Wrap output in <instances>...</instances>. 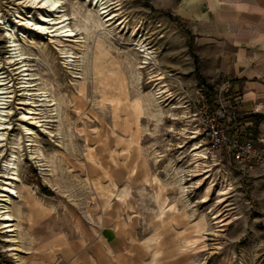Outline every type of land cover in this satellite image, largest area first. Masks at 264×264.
I'll return each mask as SVG.
<instances>
[{
	"label": "rangeland",
	"instance_id": "1",
	"mask_svg": "<svg viewBox=\"0 0 264 264\" xmlns=\"http://www.w3.org/2000/svg\"><path fill=\"white\" fill-rule=\"evenodd\" d=\"M59 1L75 33L62 42L27 23L41 21L43 9L0 0L13 28L9 35L0 25L9 126L0 131V264H88L87 257L104 264H264V166L249 170V160L233 151L248 137L261 146L264 126L256 127L255 112L242 110L230 88L215 102L222 83L200 74L194 38L172 0H108L102 15L88 0ZM109 16L112 24L97 32L94 18ZM139 42L152 53L137 70ZM97 46L109 61L95 63ZM159 74L165 78L156 80ZM117 75L127 78L125 99ZM202 94L213 112L222 111L213 118L228 126V140L194 168L187 164L202 143ZM135 100L143 106L136 125ZM114 106L129 121L117 118ZM12 189L18 197L9 200ZM6 210L15 231L3 228Z\"/></svg>",
	"mask_w": 264,
	"mask_h": 264
},
{
	"label": "crops",
	"instance_id": "2",
	"mask_svg": "<svg viewBox=\"0 0 264 264\" xmlns=\"http://www.w3.org/2000/svg\"><path fill=\"white\" fill-rule=\"evenodd\" d=\"M172 2L194 38L197 66L206 82L228 83L240 96L242 110L264 114V0ZM260 125L262 130L264 122ZM108 234L104 232L106 241ZM94 254L101 259V252ZM105 256L110 259L108 252ZM93 260L87 257L86 263L104 264Z\"/></svg>",
	"mask_w": 264,
	"mask_h": 264
},
{
	"label": "bare ground",
	"instance_id": "3",
	"mask_svg": "<svg viewBox=\"0 0 264 264\" xmlns=\"http://www.w3.org/2000/svg\"><path fill=\"white\" fill-rule=\"evenodd\" d=\"M26 2L28 4H32V5L36 6V7L41 8V9L44 10V14H41V18H42L41 21L36 22V23L27 22V23L31 24L33 27H35V29H39V30H42V31H47V32H50V33L52 32L53 33V34L51 33V35H53L52 38L56 37L58 42H62L63 39L64 40L65 39L66 40H70V37H74L75 36V33L73 32V30L69 29L68 25L65 24V22L69 18L66 17L65 14H60V12L62 11L61 10L62 5H61V2L59 0H26ZM88 2H90L89 5L91 6V8L99 7L98 9L102 10V11L99 12V15L100 14L102 15V14L106 13L108 11L107 10V8L109 7L108 5L111 4V3L110 4L107 3L108 0H88ZM76 14L77 15H81V11L77 12ZM81 17H83L88 22L90 21V17H88V16L85 17V15H83ZM114 17L115 16H109L108 18H105L104 20H102V17H95L94 18V20H95L94 29H96L97 32L107 29V27L112 24L110 22V20H112ZM0 25H2V27L8 32L7 34H9V35L11 34V31H12L13 28L10 29L11 25L8 24V21L1 14H0ZM86 27H88V26H86ZM89 28H90V26L88 28H86V30H89ZM9 43H10L9 46L12 47V50H14V54H15L14 56L15 57L16 56L17 57L20 56V55H18L17 47H16V44L14 43V40H10ZM133 45L135 46L134 50H136L137 53H138V55H137L138 59L139 58L142 59V61L139 60V61H137L135 63L136 64L135 68L137 70L146 68L150 64L149 63V61L151 60L150 54L152 52L148 51V48H146V46H144L143 43H141V42L136 43V44L133 43ZM97 47H99V52L95 56V60H94L95 63L98 65L99 63L101 64V63H104L105 61H109V59H110L109 58V54H107L105 52L104 47H102V46H97ZM20 57H21L20 59L24 58L22 56H20ZM17 60L18 59H11V60H9V62L10 63H15V61H17ZM135 60H136V58H135ZM20 62H21V60H20ZM22 62H23V60H22ZM21 66H23V64ZM105 75H106L105 72H102V71L99 72L98 79L100 81H102V78ZM138 75H139V72H138ZM159 75H160V77H157V75H154V76L157 77L156 80H161V79L165 78L162 74H159ZM139 79H140V76L138 77V80ZM115 81H116L118 90L119 91L124 90V95H123L124 97L123 98L124 99L127 98V93H126V90H127L126 89L127 88L126 87L127 78L124 75H117L115 77ZM165 92H167V90L161 91L162 94L165 93ZM7 93H8V91H7L5 78H4V76L1 75V72H0V131L9 128V126L6 124L7 119L5 118L6 116H8V113L5 110L6 109V104L8 102ZM154 102H156V101H154ZM157 103H159V102H157ZM158 106H159V104H158ZM132 107L135 109L134 110V112H135L134 115L136 116L132 121H133L134 125H136L138 123L139 116H140V114L142 112L143 106H142L140 100H135V102L133 103ZM114 108H115V114H116L117 118L122 119L125 122L129 121V119H130L129 116H127V117L121 116L119 114V112H118L117 106H114ZM156 108H157V105H156ZM161 117H162V115H161ZM161 121H162V119L159 118V122H161ZM3 135L4 134L2 132H0V139L3 138ZM194 137H196V136H194ZM200 148H201V146H195L194 148H192V151L193 150H199V151L195 152V154H192V156H194V157L191 158V160H190L189 164H187V166L193 165L194 168H197V167L200 168V165L201 166L203 165L201 162H199L200 157H202L203 160H205L207 158H206L204 152L202 150H200ZM14 164H15L14 161L11 159L10 162L8 163L7 167L10 168L11 170H14V168H15ZM11 174L13 175V173H11ZM12 175L9 176V179H11V180L15 179L16 180L17 178L15 176H12ZM178 181L182 184V186L180 187L181 191L182 192L186 191V189H185L186 186L183 185L184 177L179 176ZM8 191H10L11 194H12V196L8 195V199L9 200H11L12 197H18V193L14 189L8 190ZM3 221H4L3 228H7V230H6L7 232L15 231V224L12 223L14 221V218L12 217V215L10 213H7V210L5 211V215L3 217ZM205 226H206V221L203 220V227H205Z\"/></svg>",
	"mask_w": 264,
	"mask_h": 264
},
{
	"label": "built area",
	"instance_id": "4",
	"mask_svg": "<svg viewBox=\"0 0 264 264\" xmlns=\"http://www.w3.org/2000/svg\"><path fill=\"white\" fill-rule=\"evenodd\" d=\"M228 88V83H223L221 85L220 90L215 95V102L222 100L223 91L226 90L227 92ZM237 99H239V97L235 98V100ZM197 107L199 109L198 125L200 130L199 137L202 140L201 148L208 159L209 155H213L226 145L228 140V133L226 130L228 129V126H223V124L220 123V117H217V119L213 118L215 115H224H222L221 110L219 112H213L210 109L208 104V96L205 94L201 95V101H199ZM233 116L234 114H229L227 118L231 121L233 120ZM255 142L256 141L254 139L248 137L244 138L241 143L236 141L235 145L233 146V151L236 152L237 158H239L241 155H244V159L247 158L249 160V170H253L257 166H264V141L259 140V143L261 144L259 147L255 146ZM251 160H253V163H250Z\"/></svg>",
	"mask_w": 264,
	"mask_h": 264
},
{
	"label": "trees",
	"instance_id": "5",
	"mask_svg": "<svg viewBox=\"0 0 264 264\" xmlns=\"http://www.w3.org/2000/svg\"><path fill=\"white\" fill-rule=\"evenodd\" d=\"M196 60H197V58H196ZM253 120H254V122L256 124V127H258L262 122H264V114H262V113H256V114H254L253 115Z\"/></svg>",
	"mask_w": 264,
	"mask_h": 264
}]
</instances>
